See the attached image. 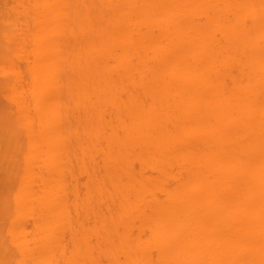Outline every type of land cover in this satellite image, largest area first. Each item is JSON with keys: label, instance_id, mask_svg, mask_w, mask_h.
<instances>
[{"label": "bare ground", "instance_id": "1", "mask_svg": "<svg viewBox=\"0 0 264 264\" xmlns=\"http://www.w3.org/2000/svg\"><path fill=\"white\" fill-rule=\"evenodd\" d=\"M0 264H264V0H0Z\"/></svg>", "mask_w": 264, "mask_h": 264}]
</instances>
